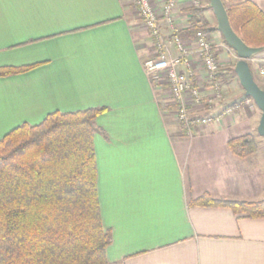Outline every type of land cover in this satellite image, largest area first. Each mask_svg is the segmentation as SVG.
<instances>
[{
	"label": "crops",
	"instance_id": "obj_1",
	"mask_svg": "<svg viewBox=\"0 0 264 264\" xmlns=\"http://www.w3.org/2000/svg\"><path fill=\"white\" fill-rule=\"evenodd\" d=\"M150 1L160 12L161 0ZM248 1L264 15V0ZM194 2L208 26L215 27L207 0H176L174 23L189 26ZM158 21L170 41L166 22ZM211 37L217 59L228 63L220 75L225 98L233 89L231 100L242 101L244 92L233 74L235 54L218 32ZM183 39L190 50L191 81L204 102L212 93L201 88L192 34L184 32ZM152 46L132 0H0V67L32 66L0 77V139L53 112L104 108L95 119L93 147L101 223L111 236L107 264H264V219L190 205L204 194L226 201L264 200L259 119L239 107L232 117L182 136L171 115L172 101L165 102L170 111H164L162 84L145 72ZM169 50L176 55L171 45ZM260 63L264 56H255L250 70ZM197 109L190 108L192 117L221 112L218 106ZM247 134L255 135L257 153L241 160L227 144Z\"/></svg>",
	"mask_w": 264,
	"mask_h": 264
},
{
	"label": "trees",
	"instance_id": "obj_2",
	"mask_svg": "<svg viewBox=\"0 0 264 264\" xmlns=\"http://www.w3.org/2000/svg\"><path fill=\"white\" fill-rule=\"evenodd\" d=\"M225 9L232 30L248 47H264V15L255 4L237 0ZM190 13L184 32L201 31L212 39L216 26L210 28L201 17L203 9L192 8ZM31 67L3 66L0 77ZM215 82L219 89L225 85L219 72ZM103 111L53 112L41 123L19 125L0 139V264H107L111 236L101 223L93 147L95 119ZM179 126L182 136L187 135L186 126ZM227 145L241 160L257 153L252 134ZM190 205L264 219V200L226 201L204 194Z\"/></svg>",
	"mask_w": 264,
	"mask_h": 264
},
{
	"label": "built area",
	"instance_id": "obj_3",
	"mask_svg": "<svg viewBox=\"0 0 264 264\" xmlns=\"http://www.w3.org/2000/svg\"><path fill=\"white\" fill-rule=\"evenodd\" d=\"M132 3L157 48V55L143 64L145 72L152 82L162 84L164 80L168 85L178 124H184L187 128V136L191 137L193 129L221 122L230 110L222 111L211 117H192L190 115V108L201 107L203 99L199 96V89L191 81L193 71L189 62L190 50L182 39L184 29L176 25L172 17L176 0H161L160 12L153 9L150 0H132ZM192 6L197 8L199 3L194 2ZM159 18L166 22L170 30V41L162 36ZM192 42L198 59L201 60L200 65L206 73V80L211 82L217 91L218 83L215 82V76L220 70V65L211 53L212 48L216 47L215 43L206 33L201 31L192 35ZM169 45L174 48L175 56L169 54ZM180 67H183L184 70L179 69ZM259 75L264 77V71H259ZM208 100L206 99V104L211 102V99Z\"/></svg>",
	"mask_w": 264,
	"mask_h": 264
},
{
	"label": "water",
	"instance_id": "obj_4",
	"mask_svg": "<svg viewBox=\"0 0 264 264\" xmlns=\"http://www.w3.org/2000/svg\"><path fill=\"white\" fill-rule=\"evenodd\" d=\"M215 19L216 30L223 38L226 46L235 54L237 61L234 65V74L244 96L251 99L260 111V118L256 128L257 135L264 138V90L255 82L250 70L249 61L264 51V47H248L232 30L227 12L222 0H207Z\"/></svg>",
	"mask_w": 264,
	"mask_h": 264
},
{
	"label": "rangeland",
	"instance_id": "obj_5",
	"mask_svg": "<svg viewBox=\"0 0 264 264\" xmlns=\"http://www.w3.org/2000/svg\"><path fill=\"white\" fill-rule=\"evenodd\" d=\"M223 1V3H224V5L226 6V5H228V3H230V0H222ZM232 3V2H231ZM132 9L135 11V14H136V16H137V18H139V15L137 14V10L135 9V6H134V4L132 3ZM213 17V16H212ZM140 19V18H139ZM213 22H215V19H214V17H213ZM141 23H142V21H141ZM216 24V23H215ZM142 25H143V23H142ZM216 33V32H215ZM151 38V37H150ZM183 39V38H182ZM152 43H153V46H152V50H150V53H151V56L149 57V58H146V59H144V63L146 62V61H148L149 59H151V58H153L155 55H157V48L155 47V42H153L152 41ZM186 43V42H185ZM213 51H216V47L214 48V50ZM171 56H172V53L170 52L169 53ZM256 56H264V51L263 52H261V53H259L258 55H256ZM216 61H218L219 62V65H220V70H219V73H220V75H221V72L222 71H224L223 69H226L227 68V66H228V63H227V61L225 62H223V61H220L219 59H215ZM201 60H199L198 61V63L200 64L201 62H200ZM143 63V64H144ZM201 68H203L202 66H201ZM264 71V63H260V66H259V68L257 69V67H254V66H251V73L253 74V78H254V80L256 81V83H257V85H259V87H261L263 90H264V83L262 82V80H261V77L262 76H260L259 75V71ZM198 72V71H197ZM202 77L204 78L203 80H204V84L201 86V88H206V87H210V90H211V93H212V95L209 97V98H207V100L208 99H211V102L210 103H207L206 104V101H204L203 102V104L201 105V107H202V109H204V110H211V109H214L215 107L217 108V106H218V108H221V112L222 111H225V110H230V112L228 113V115L226 116V117H232V115H233V112L234 111H236L239 107H243L244 109H245V111H246V113L247 114H249L250 116H254V117H256V118H258L259 119V117H260V111L255 107V105L253 104V102H252V100L251 99H245V98H243L242 99V101H238V102H236L235 100H237L236 98H235V100L233 99V100H231V98H232V96L234 95V93H235V90H233V89H230V92H229V94L230 93H232L231 94V98L230 99H227V98H229V97H227L226 96V90H225V87H222V88H220L219 89V87H218V89L217 90H219L220 92H221V94L219 93V91H218V93L216 92V90H215V86L211 83V82H209V81H207L206 80V78H205V75H206V73H205V71L202 69ZM159 83H157V85H158ZM196 85V84H195ZM209 85V86H208ZM197 86V85H196ZM237 86L238 87H240L239 86V84H238V82H237ZM199 87V86H198ZM161 88H162V91H159V93L161 94V98H163V100H161V103H162V105H163V108H164V111H167V110H169V109H167V107H168V105L166 104L169 100H171V97H170V94H169V89H168V85L165 83V81L163 80V82H162V85H161ZM199 89V88H198ZM235 89H237V87L235 88ZM168 91V92H167ZM167 92V93H166ZM199 92H200V97H201V99H203L204 100V96L201 94V90L199 89ZM243 92V91H242ZM229 94H227V95H229ZM225 96L227 97V98H225ZM209 101V100H208ZM166 102V103H165ZM230 105V106H229ZM220 106V107H219ZM173 107V106H172ZM191 107V106H190ZM196 108V107H195ZM198 109L197 110H200L199 108L200 107H197ZM173 109H175V108H173ZM170 111V110H169ZM244 113V112H243ZM172 118H173V121L175 122V123H178V120H177V117H176V115H175V112H174V110L172 111ZM208 114H203V116H207ZM245 115V114H244ZM226 117H224V118H226ZM257 134V133H256ZM257 137H258V141H259V143L260 142H264V138H262V137H259L258 135H256Z\"/></svg>",
	"mask_w": 264,
	"mask_h": 264
},
{
	"label": "bare ground",
	"instance_id": "obj_6",
	"mask_svg": "<svg viewBox=\"0 0 264 264\" xmlns=\"http://www.w3.org/2000/svg\"><path fill=\"white\" fill-rule=\"evenodd\" d=\"M230 106V105H229Z\"/></svg>",
	"mask_w": 264,
	"mask_h": 264
}]
</instances>
